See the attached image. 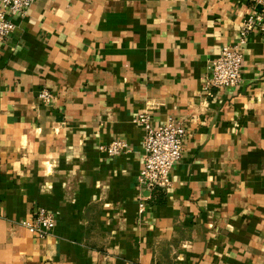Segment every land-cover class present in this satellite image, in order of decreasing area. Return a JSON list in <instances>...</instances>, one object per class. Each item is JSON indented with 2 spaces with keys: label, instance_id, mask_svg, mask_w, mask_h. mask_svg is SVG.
Listing matches in <instances>:
<instances>
[{
  "label": "crops",
  "instance_id": "crops-1",
  "mask_svg": "<svg viewBox=\"0 0 264 264\" xmlns=\"http://www.w3.org/2000/svg\"><path fill=\"white\" fill-rule=\"evenodd\" d=\"M254 0H37L0 43V264H264V38L204 89ZM46 89L50 103L38 94ZM143 110L187 132L146 201ZM123 140L109 156L100 146ZM39 206L53 233L24 228Z\"/></svg>",
  "mask_w": 264,
  "mask_h": 264
},
{
  "label": "built area",
  "instance_id": "built-area-1",
  "mask_svg": "<svg viewBox=\"0 0 264 264\" xmlns=\"http://www.w3.org/2000/svg\"><path fill=\"white\" fill-rule=\"evenodd\" d=\"M37 0H0V43L7 40L16 28L14 19L23 18ZM255 5L241 23L236 42L225 44L212 60L209 73L205 77L204 89L212 93L215 88L236 87L242 81L243 47L253 33L264 38V0H254ZM45 103H50L52 94L43 89L38 94ZM134 122L143 129V166L138 183L148 195L140 202L145 210L146 201L158 190H166L172 185V170L180 160L183 142L187 134L183 124L174 118L155 127L151 115L143 110L134 118ZM123 140L114 139L100 146V150L109 156H116L126 150ZM56 214L44 206H39L30 218L21 220V225L31 230L39 238L50 236L56 225Z\"/></svg>",
  "mask_w": 264,
  "mask_h": 264
}]
</instances>
